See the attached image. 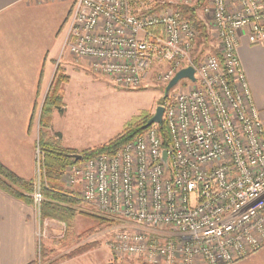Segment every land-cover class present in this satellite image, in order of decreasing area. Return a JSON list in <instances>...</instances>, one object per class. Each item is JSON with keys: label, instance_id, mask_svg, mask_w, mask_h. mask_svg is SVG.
Listing matches in <instances>:
<instances>
[{"label": "built area", "instance_id": "2783aa9c", "mask_svg": "<svg viewBox=\"0 0 264 264\" xmlns=\"http://www.w3.org/2000/svg\"><path fill=\"white\" fill-rule=\"evenodd\" d=\"M63 48L118 88L147 86L153 65L166 85L186 66L194 82L164 102L169 135L162 161L158 124L115 154L64 171L69 187L114 221L106 245L115 258L149 264H232L264 247V126L242 69L245 34L264 44V0H208L202 24L219 54L191 60L198 31L183 15L193 0H71ZM41 153L30 194L43 200ZM40 219V215H39ZM108 231V230H107Z\"/></svg>", "mask_w": 264, "mask_h": 264}, {"label": "crops", "instance_id": "0c3cea01", "mask_svg": "<svg viewBox=\"0 0 264 264\" xmlns=\"http://www.w3.org/2000/svg\"><path fill=\"white\" fill-rule=\"evenodd\" d=\"M67 2L0 0V162L27 180L35 174L38 115L57 72L64 76V108L53 110L49 132L60 134L62 146L92 148L119 133L111 132L107 123L90 116L84 104L85 85L72 87L75 102L69 100L73 84L70 72L79 73L83 81L91 79V69L86 59L62 62L67 54L60 56L64 48L60 47L58 35ZM70 11L71 8L67 15ZM237 53L264 126V44H251L242 34ZM43 222L32 203L0 189V264L36 261ZM90 254L86 251L57 264H91L85 260ZM110 258H114L112 254Z\"/></svg>", "mask_w": 264, "mask_h": 264}, {"label": "rangeland", "instance_id": "374dc122", "mask_svg": "<svg viewBox=\"0 0 264 264\" xmlns=\"http://www.w3.org/2000/svg\"><path fill=\"white\" fill-rule=\"evenodd\" d=\"M207 1L208 0L205 2ZM197 3L198 0H193L189 6H194ZM71 5L72 1L68 0L67 11L71 8ZM202 5L203 4L195 9V16L201 21V23L204 20ZM67 11H65V14L62 13V16L60 17V25L62 26L58 35L60 47L63 45L67 32L69 18ZM205 30L207 32V38L203 39L198 35L194 49L191 53V60L196 64L209 54H219L218 42L206 28ZM63 52L60 56L67 54V58H62L63 63L68 62L69 60L72 62L73 58L75 63L79 61L74 56L68 54L69 52L67 49H64ZM80 63H84L86 66V62L83 60H81ZM161 70H163V66L153 65L147 74V86L137 89L118 88L113 84L109 77L103 74L94 73L92 70L91 79H87L86 77L83 81L80 80L79 73L75 71V73L70 72L73 84L70 88L71 94L69 92V100L75 102L72 87L77 88L78 85H85L84 104L88 107L91 114L90 116L100 123H107L110 131L117 133L120 132L135 116L145 111L152 115L156 106L160 105L161 99H163V90L165 86L157 81V76ZM58 73L62 74L60 71ZM189 86L190 83L187 79H181L172 89H170L166 98L174 95V93L180 89L187 90ZM35 157L36 149L34 153V162ZM69 168L70 166L65 170L68 171ZM36 180L35 166V174L32 179L33 190L35 183L37 182ZM67 180V177L62 176V187L72 192L76 191L75 188L69 187L70 185ZM42 198L44 200L43 194ZM71 207L74 208L77 213L69 228L66 227L64 222L56 219L43 220L44 222L41 224L40 236L42 242L40 241L37 264H57L86 251L91 252L89 256L85 257V260H88L91 264H105L111 260L116 264H142L141 262L125 257L110 258L111 252L107 250L106 239L111 225L114 226V224H100L94 215H101H99V213H97L91 206L82 202L79 197L77 202L72 203ZM44 243H47L46 246ZM232 264H264V247Z\"/></svg>", "mask_w": 264, "mask_h": 264}, {"label": "trees", "instance_id": "16d2710c", "mask_svg": "<svg viewBox=\"0 0 264 264\" xmlns=\"http://www.w3.org/2000/svg\"><path fill=\"white\" fill-rule=\"evenodd\" d=\"M206 0H198L194 6H183L182 13L194 25L198 31L199 37L206 39L207 32L204 25L195 16V9L204 4ZM70 14V13H69ZM64 76L57 72L52 84L43 99V103L38 115V139L36 147L41 153L40 179L41 190L44 200L40 205V221L45 219H56L70 227L77 211L72 208V203L77 202L76 193L66 190L61 185L62 175L68 166L79 163L83 160L92 158L98 154H115L124 144L133 140L136 136L145 131L141 126L146 123L151 116L149 112L132 118L124 128L115 136L104 143L98 144L92 148L76 150L67 148L60 143V134L49 132L51 117L54 109L62 111L64 108L62 83ZM167 98L161 99L160 104H164ZM157 132L161 137V146L163 149L169 147V135L165 123L157 127ZM74 154H80L81 159L75 160ZM0 189L6 193L32 203L30 196L33 191L32 179H24L16 175L0 162ZM87 214V213H86ZM91 215V214H89ZM93 216V215H91ZM100 224H112L114 221L104 216L94 215ZM29 264H37V260ZM105 264H116L110 261ZM149 264V263H142Z\"/></svg>", "mask_w": 264, "mask_h": 264}, {"label": "water", "instance_id": "95a60500", "mask_svg": "<svg viewBox=\"0 0 264 264\" xmlns=\"http://www.w3.org/2000/svg\"><path fill=\"white\" fill-rule=\"evenodd\" d=\"M194 72H195V68L192 65H189V66H186V67L179 69L175 73V75L168 81V83L164 86L163 99H165L167 97L170 89H172L181 79H189L190 81L194 82L196 80V78L194 76ZM163 112H164V105H162V104L157 105L154 112L152 113V115L148 118L146 123L143 124L141 127L143 129H146L147 127H149L152 124H158L159 126H161L163 124V119H162ZM73 158L75 160H80L81 155L80 154H74ZM161 158H162V161L164 162V164H166L167 163L166 149L162 150Z\"/></svg>", "mask_w": 264, "mask_h": 264}]
</instances>
